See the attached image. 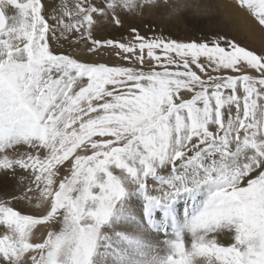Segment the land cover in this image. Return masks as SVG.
Here are the masks:
<instances>
[{"label":"snow or ice","instance_id":"snow-or-ice-1","mask_svg":"<svg viewBox=\"0 0 264 264\" xmlns=\"http://www.w3.org/2000/svg\"><path fill=\"white\" fill-rule=\"evenodd\" d=\"M237 5L264 27V0H54L55 27L0 0V173L40 209L0 199V264H264V48L199 26Z\"/></svg>","mask_w":264,"mask_h":264},{"label":"rangeland","instance_id":"rangeland-1","mask_svg":"<svg viewBox=\"0 0 264 264\" xmlns=\"http://www.w3.org/2000/svg\"><path fill=\"white\" fill-rule=\"evenodd\" d=\"M62 1L65 2V0H62ZM66 2L69 4V6H71L74 3V0H66ZM238 8H239V6H238ZM9 14L11 15L14 13L10 12ZM48 19H49V17H48ZM209 20H211L212 24H214V25L218 24L219 25V30H220L221 34L226 35L229 39L234 38L235 41L240 46H243V47L247 48L248 50H253V51L259 52L260 49H258L256 47L255 48L252 47V45H250L242 37V35L239 32H237L238 34L235 33L229 26H227V24L223 20L219 19L215 14L211 18L200 19L199 26L201 28H203L205 30V32L207 31V24H208ZM48 22H49V20H48ZM136 22L140 23L139 17L137 18ZM151 23H153V27H154L157 35L163 33L164 35L171 36L172 38H178V39H184L185 38L184 33L186 32V23H181V22L172 23V22H169L167 20H154V21H151ZM126 29H127V25H125L124 29H119V28H116L115 26H113V24L105 21L103 27L96 29L94 32L97 35V39H99V40H106L109 38L113 39L114 36L116 37L115 40H117L120 38L121 33L126 31ZM50 43H51L52 48L56 52H68V50L65 48L61 49L59 43H55V41H50ZM75 56L77 58L82 57V56H87V57H90V59L92 61L105 63L109 66L126 65L128 63V61L120 60L119 57H117L114 54L111 56L108 55L103 50L90 53L87 51L86 45H84V52H82L81 54L75 53ZM18 171L21 172V176H18L15 180L6 178L3 176L2 173H0V192H7V196H0V199L11 200V204L14 208L16 207L14 205V203H16L18 201L25 202L26 205L33 207V209H30L29 211H23V210L18 209V208H15V209L20 211L21 214H28V215H33V216L39 217L40 209L38 207H36L37 202L35 201V199H33L31 202H29L27 200H15V199H13V196L21 195L23 193V191L26 189L27 185L30 183V180L27 178H24L23 180H21V177L24 176L25 174L21 170H18ZM43 228H44V225L38 224L33 228L32 231H33V233L38 234L39 230H41ZM0 230H1L0 232H2V233L5 230H6L5 232H7V229L3 225H0ZM2 233H0V236H3L4 233L3 234ZM45 238H46V234H45ZM227 243L228 242H225V244H227Z\"/></svg>","mask_w":264,"mask_h":264},{"label":"bare ground","instance_id":"bare-ground-1","mask_svg":"<svg viewBox=\"0 0 264 264\" xmlns=\"http://www.w3.org/2000/svg\"><path fill=\"white\" fill-rule=\"evenodd\" d=\"M53 2L54 0H44L43 1L45 8L47 10L45 15L47 18L49 17L48 19L49 23L52 24L53 27H55L54 21H52L50 18L53 12V9L51 8V5L53 4ZM59 2L62 3L63 1L59 0ZM226 2L227 0H218V3H220L221 5H223ZM57 8H59V3L57 4ZM215 15L219 19L223 20L227 24V26H229L235 33L239 32L242 35V37L250 45H252V47L254 48L256 47L258 49L264 48V27L258 24L255 18L252 17L250 13H248L247 9H239L238 5L236 7H223L222 6L215 12ZM65 22H68L67 18H65ZM93 37L97 39V35L95 34V32H93ZM113 39H116V37L114 36ZM59 45L61 49L65 48L68 51H74L77 54H81L82 52H84V44H81L80 47L76 49H70L66 41H64L63 43H59ZM14 205L16 206L15 208L21 209L23 211H29L30 209H33V207L28 206L26 205L25 202H21V201L14 203ZM183 208H184V205L183 203H181V208H180L181 216L183 215ZM225 242H229V241H225Z\"/></svg>","mask_w":264,"mask_h":264}]
</instances>
